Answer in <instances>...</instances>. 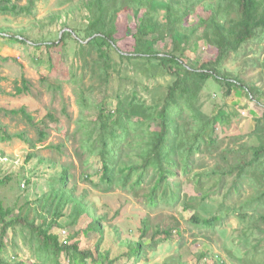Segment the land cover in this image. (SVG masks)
<instances>
[{
	"label": "trees",
	"instance_id": "16d2710c",
	"mask_svg": "<svg viewBox=\"0 0 264 264\" xmlns=\"http://www.w3.org/2000/svg\"><path fill=\"white\" fill-rule=\"evenodd\" d=\"M178 1L177 5L174 0H86L64 8V12H72L76 7H84L86 20H64L55 36L33 37L8 28H0V35L8 37V41L36 48L44 45L45 53H49V69L53 68L56 50L64 63L69 62L71 55L74 57L65 81L75 84L79 110L73 134L77 137L76 153L85 168L81 173L84 181L105 192L116 187L124 189L142 197L148 207L170 204L180 205L182 211L191 209L187 222L212 233L229 214L237 216L247 224L246 231L239 230L237 255L232 254L241 263L244 255L238 253L263 250L260 246H264V115L254 120L248 135L256 137L255 144L240 134L229 135L230 142L227 139L224 143L216 128L220 124L228 125L229 115L221 108L206 114L201 93L205 84L213 80L225 95L234 89L245 90L251 98L264 95L261 86L264 69L257 78L245 79L241 70L233 72L226 68L232 58L241 59L244 65L264 67V58L263 62L260 58L264 54V0ZM36 2L27 0L19 4L0 0V14L29 15L34 12ZM198 6L202 12L191 21L189 18ZM125 9L137 20L131 51H122L117 44L116 20ZM167 38L171 42L170 50L155 49L158 41ZM199 40L206 41L216 55L193 66L187 60L188 49ZM255 51H259L258 55ZM0 59L6 58L0 56ZM159 76H169V81L164 94L154 98L150 94L162 88L161 84H153ZM56 78L52 88L60 89L63 80ZM115 79L119 80L116 89L112 87ZM29 91L28 81L22 78L20 85L15 84L13 95ZM91 109L96 111L92 115ZM8 113L20 114L34 129V137L26 129L12 135L32 149L27 159L35 157L37 145L49 135L46 118L35 120L25 107ZM46 117L56 119L50 112ZM64 147V142L49 143L46 148L51 150L50 156L38 158L39 163H47L53 171L45 178L46 188L33 202L26 198L20 206L6 207L0 195V252L6 232L16 230L19 225L36 258L60 264L66 256L75 264H87V260L90 264H103L96 246L103 238L105 216L96 214L86 187L78 190L72 163H57ZM22 176L24 182L32 183L29 176ZM11 177H0V187ZM182 177L192 179L204 188L203 192L196 197L184 196ZM204 178L208 181H203ZM206 199L215 200L216 207L208 216H202L197 208ZM14 208H17L15 214ZM64 216L69 218V224H79L84 219L86 226L61 241L60 235L51 230L54 226L65 229L59 220ZM37 217L40 223L36 222ZM142 223L140 237L123 242L127 250L106 264H138L146 258L148 248L142 237L148 223L145 218ZM219 231L223 233L225 228L220 227ZM81 232L88 239L97 235L93 238L95 248L78 247L75 239ZM162 232L170 236L169 230ZM112 233L119 238L118 229ZM206 255L200 253L198 259ZM216 257L222 264V258ZM247 260L250 264H264V257L254 261L253 254ZM0 264L11 263L0 257ZM13 264L22 262L16 260Z\"/></svg>",
	"mask_w": 264,
	"mask_h": 264
},
{
	"label": "rangeland",
	"instance_id": "374dc122",
	"mask_svg": "<svg viewBox=\"0 0 264 264\" xmlns=\"http://www.w3.org/2000/svg\"><path fill=\"white\" fill-rule=\"evenodd\" d=\"M13 1L25 4L27 0ZM81 1L86 0H37L32 14H0V28H8L10 31H23L26 35L33 37L55 36L62 27L64 20H68V22L86 20L83 18V14L86 13L84 7H76L72 12H64V8L71 3L77 6L80 5ZM174 2L178 5L179 1L174 0ZM201 12L202 8L196 7L189 19L194 20V15ZM57 13L61 16L56 17L54 14ZM136 23L137 20L130 10L125 9L119 13L116 20V37L118 47L122 51L132 50V35L136 30ZM170 48L169 38L158 41L155 45V49L159 51H167ZM56 52L57 50L53 54V68L49 69V53H45L44 45L36 48L30 44L8 41V37L5 38L0 35V56L6 58L5 60L0 59V122L4 134L0 131V177L12 176L7 183L0 187L4 206L11 208L20 206L26 198L33 202L41 194L42 189L46 188L45 178L53 170L48 167L47 163H39L38 158L50 156L51 150L46 148L47 144L64 142L65 147L57 163L64 161L72 163V172L75 173L78 190L81 191L86 187L89 191L87 198L95 205L96 214H104L105 216L102 221L103 238L98 246L94 244L95 240L93 239L97 238L96 234L93 235L92 239H88L84 232H81L77 239H73L78 242L80 249L95 245L97 253H101L99 255L101 263L106 264L108 260L127 250V246L123 242L136 240L140 237L143 218L146 219L148 228L142 240L147 243L148 251L146 258L140 259L138 264H182L185 262L187 264H221L216 257L218 255L223 260L222 264H250L251 261L247 260L250 254H253L254 261L256 258L260 261L264 257V246H260L263 250L251 249L250 251L249 249L246 254L238 253L239 256L244 255L241 257V263L239 258L232 256V254L237 255L236 249L238 245L240 246L238 242L239 230H247V224L242 223L235 215L229 214L224 219V223L217 227V231L212 233L206 229L200 230L187 222L186 218L191 214V209L182 211L180 205L170 204H162L154 208L148 207L144 204L142 197L134 196L124 189L116 187L105 192L83 180L81 173L84 172L85 168L82 166V159L76 153L77 137L73 134L79 110L76 103L75 84L65 81L68 65L70 60H74V57L71 55L69 62L64 63L63 57ZM254 53L258 55L259 51ZM215 55L216 52L206 41L199 40L188 49L187 60L196 66L204 60L213 59ZM260 58L263 62L264 54H261ZM233 59L227 61L226 68L233 72L241 70L242 77L245 79L257 78L258 73L264 69L263 65L252 67L248 65L249 63L244 65L241 59ZM56 77H61L60 79L63 80L60 89L52 88L55 83L54 79H58ZM22 78L28 81L30 91L13 95L15 84L20 85ZM168 78L169 76H159L153 84H161V91L153 92L150 96L155 98L158 94H164L166 83L169 81ZM118 83L119 80L115 79L112 87L116 89ZM125 85L130 86L129 84ZM261 86L264 91V81ZM222 90L223 88H220L218 83L209 80L201 93L202 109L206 114H212L221 108L226 115H229L227 122L229 124L224 123L226 126L224 124L217 125L216 134L224 143L227 139V142H230L229 135L240 134L245 135L244 140L255 144L256 137H249L248 135L255 125L254 120L264 115V95L251 98L245 90L241 89H234L230 95H225ZM99 95L101 96L103 93H99ZM21 107H25L35 120L46 118L47 130L49 131L47 139L37 145L36 156L30 159H27V154L32 149L12 134L26 129L29 135L34 137L35 131L22 119L20 114L8 113L11 109ZM48 112L52 113L56 119L51 120L46 117ZM95 112V109L90 110L91 115ZM208 163L210 164V162ZM22 175L29 176L32 183L24 182ZM181 180L184 196L196 197L204 190L203 187H198L192 179L182 177ZM203 181L208 180L204 178ZM215 202L212 199L200 201L197 208L198 213L202 216H208L212 211H215ZM13 210L15 214L17 208ZM30 216H33V213ZM59 220L65 225V229H58L57 226H54L51 232L60 235L61 240L69 237L70 234L74 235L75 231L86 226L84 219L79 220V224H69V218L66 216ZM40 221L41 219L37 217L36 222L40 223ZM220 227L225 228L223 233L219 231ZM114 229H118L120 232L119 238L113 235ZM156 230H159V233H156ZM162 230H169L170 236L166 237ZM155 242L157 243L155 244ZM200 253L207 255L198 259ZM246 255L248 256L245 257ZM0 257L11 264L16 260L21 261L22 264H51L49 261L36 258L33 250L24 240L19 225L16 230L9 229L6 232ZM245 258L247 263H245ZM60 264L75 263H72L65 256ZM87 264H90L89 260H87Z\"/></svg>",
	"mask_w": 264,
	"mask_h": 264
},
{
	"label": "built area",
	"instance_id": "2783aa9c",
	"mask_svg": "<svg viewBox=\"0 0 264 264\" xmlns=\"http://www.w3.org/2000/svg\"><path fill=\"white\" fill-rule=\"evenodd\" d=\"M60 240H61V237H60ZM66 240V237L65 238H63L61 241H65Z\"/></svg>",
	"mask_w": 264,
	"mask_h": 264
},
{
	"label": "water",
	"instance_id": "95a60500",
	"mask_svg": "<svg viewBox=\"0 0 264 264\" xmlns=\"http://www.w3.org/2000/svg\"><path fill=\"white\" fill-rule=\"evenodd\" d=\"M61 34V33H60Z\"/></svg>",
	"mask_w": 264,
	"mask_h": 264
}]
</instances>
